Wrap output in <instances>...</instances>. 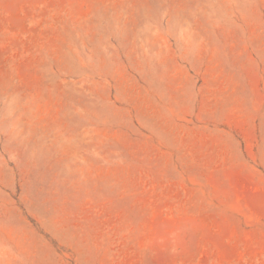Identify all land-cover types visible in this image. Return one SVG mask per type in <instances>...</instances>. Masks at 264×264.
Segmentation results:
<instances>
[{"label":"rangeland","instance_id":"obj_1","mask_svg":"<svg viewBox=\"0 0 264 264\" xmlns=\"http://www.w3.org/2000/svg\"><path fill=\"white\" fill-rule=\"evenodd\" d=\"M0 264H264V0H0Z\"/></svg>","mask_w":264,"mask_h":264}]
</instances>
